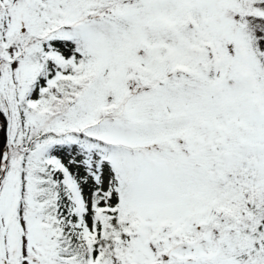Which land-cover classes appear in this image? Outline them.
<instances>
[{
  "label": "snow or ice",
  "instance_id": "1",
  "mask_svg": "<svg viewBox=\"0 0 264 264\" xmlns=\"http://www.w3.org/2000/svg\"><path fill=\"white\" fill-rule=\"evenodd\" d=\"M0 264H264V0H0Z\"/></svg>",
  "mask_w": 264,
  "mask_h": 264
}]
</instances>
